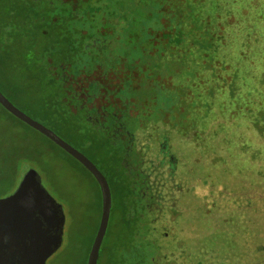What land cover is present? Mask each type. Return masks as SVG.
<instances>
[{
    "label": "rangeland",
    "instance_id": "rangeland-1",
    "mask_svg": "<svg viewBox=\"0 0 264 264\" xmlns=\"http://www.w3.org/2000/svg\"><path fill=\"white\" fill-rule=\"evenodd\" d=\"M91 2L95 9L96 6L99 7V11H93L94 14L90 15L93 27L96 25L110 35L105 40L110 42L112 51L109 50L112 58L109 64L113 66L119 64L127 70V75H130L125 86L128 91L127 97H131L136 106L148 109L149 112L143 113V116L147 115V124L154 122L155 134H158L166 146L165 155H168V159L172 155L170 173L165 168L159 170L154 166V172L158 174V184L162 189L160 194L162 203L158 205L160 211L156 220L157 233L146 236V242L140 245L135 256L139 255L142 264H152L151 258L160 257H163L161 264H264V184L258 183L257 174L248 175L249 182L245 180L244 172L232 175L231 164L225 163L227 161L225 148L222 146L211 148L203 136L196 135L189 123L179 120L181 115L175 114L176 117L172 116L173 119L170 120L167 117L163 119V110L168 114L166 108L170 106L166 105L173 93L157 91V85L164 87V84L163 80L157 79L155 75L150 74L147 81L149 76L147 68L148 66L151 68L148 58L154 61L153 68L156 65L166 67L170 63L173 64L171 59L162 62L157 59L163 48L161 39L163 31L166 32L167 41L169 37L167 31L171 30L176 37L182 29L187 33L218 31L216 21L213 20L209 30H205L204 26L190 27V12L194 15L207 13L219 16L221 27L225 28L223 41L229 45L233 42L241 43L244 58L247 57L255 66L264 65L262 54L264 28H259L258 32L254 29L249 35H245L239 32L241 29L238 25L236 27L233 24L236 30L228 32L227 27L231 25L223 26L227 24L226 19L233 23L232 21L237 18L233 13L235 15L238 13L241 17H256L252 21L264 26L262 7L264 0ZM197 8L201 11L195 12ZM179 10L186 11L188 17L182 21L183 28L181 29L179 24L164 27L161 19L171 17ZM229 13L231 20L227 18ZM111 19L117 22L114 27L113 24H109ZM89 25L87 23L85 26ZM188 40L192 41V38ZM255 41H259V44L255 45ZM228 44L223 47L224 53L228 58H232ZM8 47V51L15 58L17 52L25 51L28 45L18 47L9 44ZM75 57L71 73L78 64ZM0 65V87L15 106L34 121L55 132L72 148L91 158L98 169L103 171L104 166L97 160L98 154L91 156L82 148L87 128L79 127L67 120V116L61 114L62 110H53L57 103L51 100L48 87L36 83L35 80L29 81L25 75L15 71L11 61ZM234 66V70L238 69L239 74L241 70L248 68L249 64H241V68L235 64ZM207 69L208 66L197 69L200 74L195 79L184 76L183 81L185 80V84L190 88L186 90L179 88L182 90L179 93L184 94L182 98L192 104L193 109L195 95L198 93L207 94L206 103L215 102L220 106L224 104L225 96L221 95L223 91L219 90L220 88L210 91L212 88L207 80L212 78L210 75L213 73ZM256 69L259 70L258 67ZM155 71L158 72L156 69ZM167 72L169 74L166 77H169L174 70L168 67ZM250 72H247L249 77ZM182 75L183 73L177 72L169 82L178 85ZM148 93L155 94L157 98L151 97ZM189 114L190 112L187 116ZM140 116L142 117V114ZM135 132L140 136L139 130L135 129ZM150 141L151 144H147L149 147L147 156L156 159L160 148L158 149L156 141ZM211 150L216 151V154L220 152V155L212 156ZM164 161L166 162L165 156ZM29 168L37 172L41 185L60 205L64 215L61 245L45 264H86L100 219L101 195L97 183L63 150L32 128L20 124L0 108V198L15 191ZM110 191L112 211L101 244L103 246L104 242H107L106 250L113 247L120 227V206L118 208L113 186ZM261 249L262 251H259ZM123 263L132 264V259H123ZM97 264H106L105 259L101 261L100 254Z\"/></svg>",
    "mask_w": 264,
    "mask_h": 264
},
{
    "label": "trees",
    "instance_id": "trees-1",
    "mask_svg": "<svg viewBox=\"0 0 264 264\" xmlns=\"http://www.w3.org/2000/svg\"><path fill=\"white\" fill-rule=\"evenodd\" d=\"M91 1L83 0L78 7H72L62 0H0V64L11 61L15 71L25 75L29 81L35 80L38 84H45L48 87L49 95L52 96L51 100L55 104L57 103L53 110H62L61 114L64 115L66 112L60 107L59 102V83L53 78V75L49 76L48 70L49 66L72 62L73 57L77 56L75 58L78 59L82 55V32L91 30L93 24L90 15L91 13L94 14L93 11H99V7L96 6L95 9ZM262 7L264 8V6ZM200 11V8L195 9V12ZM226 14L227 12L224 15ZM215 15L207 13L194 15L192 12L189 14L190 27L204 26L205 30H209L212 26L211 21H216L218 31L212 33H207L208 31L185 32L182 29V21L188 17L186 11L183 10H179L177 14H173L171 17L161 19L164 27L179 24L182 30L179 31L177 37L171 33L172 30L167 31L169 32L168 41L165 37L166 32L161 33L163 48L157 59L161 62L171 59L173 64L170 63L166 67L156 65L154 67L158 70L156 72L153 68L154 61L152 62L151 58H148V64H151V68L149 66L147 68L149 75L147 81H149L150 74L155 75L157 79H162L164 84V87L157 85L156 90L165 91V94L173 93L166 105L170 106L166 108V111H169L168 114L163 110V119L167 117L170 120L173 119L172 116L176 117L175 114L181 115L179 120L189 123L196 135L203 136L207 145L211 148L215 146L225 148L227 155L225 163L231 164L232 175L235 176L239 172H244L246 173L245 180L249 182L250 177L248 175L257 174L258 183L264 184V65L255 66L249 62L247 57L244 58L245 55L241 53V43L233 42L230 46L228 42L223 41L225 28L221 27L220 18ZM233 15L237 17L232 21L233 23L226 19L227 24L223 25H231L227 27V32L236 30L233 24L236 27L238 25L241 29L239 32L245 35H249L254 29L258 32L259 28H264V26H259L255 21H252L256 17H241L238 13L237 15L233 13ZM227 18H232L231 13ZM87 23L90 25L85 26ZM109 24H113L112 27H114L117 22L111 19ZM64 26L67 27V30L60 31V28ZM188 38H192V41ZM258 42L255 41L254 44L258 45ZM9 44L18 45V47L28 45V47L25 51L19 50L17 52L15 58L19 60H16L8 51ZM226 44L229 45L232 58H228V55L224 53L223 47ZM262 54L264 55V48ZM49 60L51 64H49ZM234 64L240 68L241 64H249V67L241 70L238 74V69L234 70ZM207 66V70L213 73L210 75L212 78L207 80L210 88H212L210 91L220 88L219 90L223 91L221 95L225 96L224 104L220 106L216 105L215 102L206 103L207 94L198 93L195 95L197 100L193 99L195 101L193 102L195 106L193 109V105L183 99L184 94L179 93L182 91L179 88L182 87L184 90L190 88L188 84H185L186 81H183L184 76L187 75L195 79L200 74L197 69ZM168 67L173 69L174 73L166 77L169 74L167 72ZM248 71H251V77L248 76ZM177 72H181L183 75L178 80L179 84L174 85L169 80L172 81ZM255 73L256 75H254ZM166 87L169 89H165ZM0 89L2 91L1 87ZM148 94L155 99L157 98L155 94ZM5 96L7 95L5 94ZM0 108L14 120L25 125L1 106ZM188 112L190 114L187 116ZM84 138V146L82 144L84 152L91 156L98 154L97 160L104 166L103 171L99 170L106 178L110 189L111 186L114 187L118 208L120 206V227L116 241L110 250H106L107 242H104L103 246L101 245L99 249L101 261L105 259L106 264H124L123 259L127 258L126 255L135 253L136 249L139 250V248L134 246L138 217H134L133 213L131 214L129 211L130 207L133 208L131 204L133 201L132 188L121 163L122 152L119 153V149L114 148L109 143L108 138L96 132L87 131ZM210 154L217 157L220 152L216 154V151L211 150ZM96 167L98 168V166ZM253 172L255 173L253 174ZM128 204H130L129 208Z\"/></svg>",
    "mask_w": 264,
    "mask_h": 264
},
{
    "label": "flooded vegetation",
    "instance_id": "flooded-vegetation-1",
    "mask_svg": "<svg viewBox=\"0 0 264 264\" xmlns=\"http://www.w3.org/2000/svg\"><path fill=\"white\" fill-rule=\"evenodd\" d=\"M62 1L72 7H78L83 0ZM90 29L89 32H82V55L80 58L78 57V64L73 73L70 72L73 67L72 62H66L53 67L49 66V76L53 75V78L59 83V102L60 107L66 112V119L79 127L87 128L88 131L105 136L114 148L119 149V153L122 152L121 163L132 188L133 201L131 204L133 208L130 207V204H128V208H131L129 211L131 214L133 213L134 217H138L134 246L139 248L146 242L148 234L156 235L157 233L156 220L158 211H160L158 205L162 203L160 201L162 189L158 184V174L154 172V166L159 170L165 168L170 173L172 155L169 159L168 155H165L166 146L161 142L158 134H155L154 122L149 123L150 125L147 124V115L143 116V113L149 112L148 109L136 106L131 97H127L128 91L125 86L130 78V75H127V70H124L119 64H117L119 67L109 64L112 62L109 53V50L111 51L110 42L105 40L110 35L98 26H92ZM65 30H67L66 26L60 28V31ZM48 62L51 64L50 60ZM0 92L8 99L1 89ZM11 103L15 106L13 102ZM135 129L140 131V136L137 135ZM150 140L156 141L158 149L160 148L159 156L156 159L147 156L149 151L147 144H151ZM84 156L93 163L89 157ZM94 166L96 167L95 164ZM111 211L112 205L110 213ZM136 252L139 251L136 249ZM136 252L126 256L132 259V264H142L139 255L135 256ZM162 260L163 257L150 259L152 264H161Z\"/></svg>",
    "mask_w": 264,
    "mask_h": 264
},
{
    "label": "water",
    "instance_id": "water-1",
    "mask_svg": "<svg viewBox=\"0 0 264 264\" xmlns=\"http://www.w3.org/2000/svg\"><path fill=\"white\" fill-rule=\"evenodd\" d=\"M0 106L71 156L94 178L101 195V213L86 264H97L111 208L105 177L83 154L16 108L1 92ZM63 225L62 208L43 188L37 172L29 168L15 191L0 198V264H45L61 245Z\"/></svg>",
    "mask_w": 264,
    "mask_h": 264
}]
</instances>
